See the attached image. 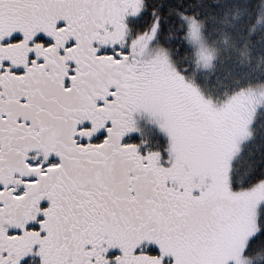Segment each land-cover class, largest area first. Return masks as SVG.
<instances>
[{"label": "snow or ice", "instance_id": "6c2138e0", "mask_svg": "<svg viewBox=\"0 0 264 264\" xmlns=\"http://www.w3.org/2000/svg\"><path fill=\"white\" fill-rule=\"evenodd\" d=\"M0 264H264V0H0Z\"/></svg>", "mask_w": 264, "mask_h": 264}, {"label": "rangeland", "instance_id": "374dc122", "mask_svg": "<svg viewBox=\"0 0 264 264\" xmlns=\"http://www.w3.org/2000/svg\"><path fill=\"white\" fill-rule=\"evenodd\" d=\"M139 124H140L141 127L144 129V131H145V133H146L147 135H149V136H152V135H153V136H156V135H157V133H156L154 127L151 126V125H149V124H147V123L145 122V118H144L143 116L139 117Z\"/></svg>", "mask_w": 264, "mask_h": 264}, {"label": "trees", "instance_id": "16d2710c", "mask_svg": "<svg viewBox=\"0 0 264 264\" xmlns=\"http://www.w3.org/2000/svg\"><path fill=\"white\" fill-rule=\"evenodd\" d=\"M152 136H153V135H152ZM153 137H154V136H153ZM132 138H133V139H136L137 137L133 136Z\"/></svg>", "mask_w": 264, "mask_h": 264}]
</instances>
